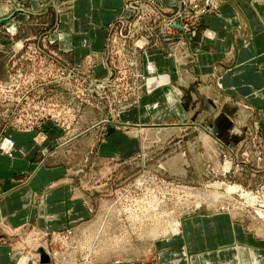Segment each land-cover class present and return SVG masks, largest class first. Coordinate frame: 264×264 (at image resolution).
I'll return each instance as SVG.
<instances>
[{
	"label": "rangeland",
	"instance_id": "obj_1",
	"mask_svg": "<svg viewBox=\"0 0 264 264\" xmlns=\"http://www.w3.org/2000/svg\"><path fill=\"white\" fill-rule=\"evenodd\" d=\"M135 6L144 25L133 37L111 27L104 71L50 58L37 33L52 18L0 15V193L34 171L70 183L50 217L67 215V226L27 221L53 184L28 188L26 211L0 218V264L5 247L9 264L33 252L43 264L50 255L53 264H158L175 257L161 254L174 224L202 213L230 214L247 235L264 236V115L215 82L225 71L198 70L199 55L212 52L206 17L217 0ZM161 69L173 70L170 86H159Z\"/></svg>",
	"mask_w": 264,
	"mask_h": 264
},
{
	"label": "crops",
	"instance_id": "obj_2",
	"mask_svg": "<svg viewBox=\"0 0 264 264\" xmlns=\"http://www.w3.org/2000/svg\"><path fill=\"white\" fill-rule=\"evenodd\" d=\"M135 1L137 0H0V15L5 16L12 12L15 15L14 20L17 21L25 17L52 18V24L37 33L39 38L40 35L48 37L47 48L50 58L57 57L72 65L97 63L95 70L99 68L98 70L104 71L106 62H109L105 56H107V42L112 36L110 33H113L111 27L114 31L122 27L124 32H129V37L130 35L133 37L136 34L135 26L144 25L141 18L135 21L134 15L139 8L135 6ZM150 1L167 10L178 5L181 0ZM217 3L218 13L212 12L211 9L210 16L206 17L208 27L216 31V36L211 39L212 52L207 56L199 55L198 70L225 71L221 79L218 80L217 77L215 82L218 81L222 87L228 88L233 97L246 99L264 115V0H217ZM142 5L143 8L148 6ZM141 8L142 6L140 10ZM120 20L123 23L120 24ZM117 34V38L120 39V32ZM172 71L160 70L159 86L169 85L168 76ZM123 121L127 122L123 124L125 126L133 125L134 122L128 118ZM149 124L150 122H142L140 126ZM261 125L264 130V120ZM19 135L22 138L24 136ZM119 153L121 154V151ZM59 176L58 173L50 170L42 173L34 171L26 182L28 185L31 180L33 181L26 188L27 190H17L26 186V183L4 189L0 193L3 196L0 199V218L7 219L14 212L26 211V205L30 200V196H27L31 194L28 188L36 191L53 184L55 188L48 195L46 193L41 205L31 207L27 221L35 224V218H39L40 223L43 219L51 227H56L58 224L67 226V215L54 216L53 220L50 218L57 208L61 209L64 206L59 202L57 207L54 203L65 196L67 184H70L64 181L55 185L53 179ZM46 201L52 203L46 204ZM174 236L171 247L162 249L161 254L164 255L171 249L175 257L169 260L159 259L158 264H264V236L247 235L241 226L234 223L232 216L224 212L189 216L182 220L180 231L174 233ZM5 248L6 254L3 256L8 263L1 264H9L11 261L10 254L13 252L10 248ZM184 249L186 254L196 253L187 259L178 258V253L180 252L182 256ZM21 256L20 254L19 258ZM41 256L42 254L38 257L37 253L33 252L28 263L43 264L40 261ZM50 257L51 259L45 264H53L52 256ZM19 258L16 264H19Z\"/></svg>",
	"mask_w": 264,
	"mask_h": 264
},
{
	"label": "bare ground",
	"instance_id": "obj_3",
	"mask_svg": "<svg viewBox=\"0 0 264 264\" xmlns=\"http://www.w3.org/2000/svg\"><path fill=\"white\" fill-rule=\"evenodd\" d=\"M211 35H213L212 33H211ZM150 70L151 71H153V68H152V66H151V68H150ZM249 199V198H248ZM250 200V199H249ZM156 202V201H155ZM155 207V206H154ZM154 209V208H153ZM258 214L259 215H262L261 217L263 218L264 217V211L263 210H258ZM151 218V217H150ZM180 231V228H179V224L178 223H176V224H174V227L172 228V231L171 232H174V233H178ZM48 255V254H47ZM48 258V260H49V257H47ZM22 261L19 263V264H27L28 262H29V258L27 257H23V259H21ZM47 260V261H48ZM46 261V262H47Z\"/></svg>",
	"mask_w": 264,
	"mask_h": 264
},
{
	"label": "water",
	"instance_id": "obj_4",
	"mask_svg": "<svg viewBox=\"0 0 264 264\" xmlns=\"http://www.w3.org/2000/svg\"><path fill=\"white\" fill-rule=\"evenodd\" d=\"M45 257H46V255H45Z\"/></svg>",
	"mask_w": 264,
	"mask_h": 264
}]
</instances>
